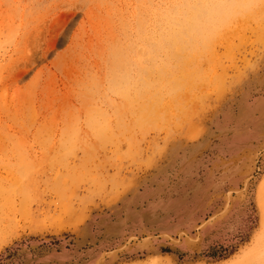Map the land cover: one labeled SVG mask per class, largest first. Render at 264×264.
I'll return each instance as SVG.
<instances>
[{
    "label": "rangeland",
    "instance_id": "obj_1",
    "mask_svg": "<svg viewBox=\"0 0 264 264\" xmlns=\"http://www.w3.org/2000/svg\"><path fill=\"white\" fill-rule=\"evenodd\" d=\"M0 264H264V0H0Z\"/></svg>",
    "mask_w": 264,
    "mask_h": 264
}]
</instances>
